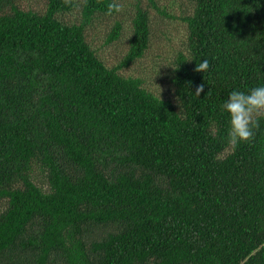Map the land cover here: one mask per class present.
<instances>
[{"label": "trees", "instance_id": "1", "mask_svg": "<svg viewBox=\"0 0 264 264\" xmlns=\"http://www.w3.org/2000/svg\"><path fill=\"white\" fill-rule=\"evenodd\" d=\"M187 1L173 102L119 73L147 10L110 68L86 27L111 0H0V264H264V119L233 149L222 108L264 86V0Z\"/></svg>", "mask_w": 264, "mask_h": 264}, {"label": "rangeland", "instance_id": "2", "mask_svg": "<svg viewBox=\"0 0 264 264\" xmlns=\"http://www.w3.org/2000/svg\"><path fill=\"white\" fill-rule=\"evenodd\" d=\"M82 3L84 0H78ZM123 11L112 15L97 14L86 27L88 40L104 63L116 67L128 50L131 36V20L138 8L147 10L150 16L151 37L149 47L144 55L127 67L119 69L124 76L140 78L143 87L159 98L175 101L170 85L173 62L178 52L185 49L186 25L180 17L187 15L190 6L187 0H120ZM26 8L40 11L44 8V0H22ZM165 11L169 16L158 12ZM70 21H79L80 9L68 14ZM115 23L121 25L119 39L106 43L108 35ZM158 86L161 91L159 90Z\"/></svg>", "mask_w": 264, "mask_h": 264}, {"label": "clouds", "instance_id": "3", "mask_svg": "<svg viewBox=\"0 0 264 264\" xmlns=\"http://www.w3.org/2000/svg\"><path fill=\"white\" fill-rule=\"evenodd\" d=\"M64 3L70 4L71 0H64ZM123 8L120 0H111L106 6L105 15L120 13ZM208 69L209 61L205 59L196 64L194 71L204 73ZM203 91L204 84H200L195 89V96L199 97ZM222 108L229 118L228 143L233 149L240 143H251L260 128V120L264 119V86L254 87L247 92L232 91Z\"/></svg>", "mask_w": 264, "mask_h": 264}]
</instances>
